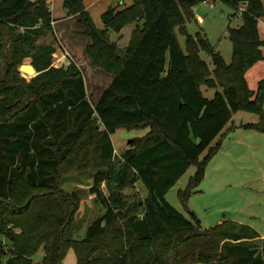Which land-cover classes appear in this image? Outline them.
<instances>
[{
	"label": "trees",
	"instance_id": "trees-1",
	"mask_svg": "<svg viewBox=\"0 0 264 264\" xmlns=\"http://www.w3.org/2000/svg\"><path fill=\"white\" fill-rule=\"evenodd\" d=\"M50 1L0 0V62L6 60L0 66V264H64L71 249L78 264H264V239L252 226L225 220L204 229L194 214L188 219L165 200L195 165L179 192L186 206L221 149L220 140L212 142L235 113H259L260 123L244 127L264 131V79L255 91L246 80L264 60L258 24L264 0H224L236 15L246 5L241 26L229 28L230 64L206 36L187 31L204 0H133L120 9L121 0L103 13L102 28L84 0H64L67 17L78 16L80 34L90 40L89 60L113 75L96 106L80 67L54 66L56 47L38 44L54 34ZM128 26L134 27L122 48L111 34ZM201 50L212 55L213 73ZM28 58L38 72L30 81L19 71ZM23 72L34 75L32 68ZM202 86L222 91L208 99ZM121 128L148 132L118 157L111 136ZM88 173L89 193L106 210L80 239L75 216L82 191L62 186L68 174ZM40 250L44 257L34 263Z\"/></svg>",
	"mask_w": 264,
	"mask_h": 264
},
{
	"label": "rangeland",
	"instance_id": "rangeland-1",
	"mask_svg": "<svg viewBox=\"0 0 264 264\" xmlns=\"http://www.w3.org/2000/svg\"><path fill=\"white\" fill-rule=\"evenodd\" d=\"M214 8L206 7L203 3L194 7L196 18L188 22L186 27L191 35L200 33L210 41L216 52L220 53L225 62L230 64L233 59V44L229 38V28H238L243 19L240 14H235L233 7L224 0H213ZM58 15V11L55 13ZM202 21H200V18ZM54 31V30H53ZM124 34L117 38L111 34L112 41H116L122 48L129 44L128 37ZM179 42L184 52H187L186 38L179 34ZM11 38L7 37L9 42ZM67 40L60 38L56 29L54 34L47 33L38 40V44H54L61 50L65 48ZM82 41V40H81ZM264 49V48H263ZM63 52H65L63 50ZM11 53L8 43L4 55ZM200 57L204 60L210 70L214 71L213 57L206 51H200ZM71 62L76 63L82 70L85 79L87 92L91 103L96 106L105 90L113 80V75L93 66L91 61L84 62L71 54ZM6 60H1L0 66L3 68ZM28 58L23 64H30ZM22 64V65H23ZM247 72L246 80L251 90L258 87L259 78H264V60ZM63 67V66H61ZM21 76L30 81L32 77L21 72ZM263 80V79H262ZM221 88L213 89L202 86V92L208 99L215 97ZM264 115V104H263ZM262 120L259 113L255 111H239L233 115L232 120L226 127L223 136L221 134L212 142L210 147H214L220 140L221 149L210 160L203 181L195 189L189 198L186 206L180 199L179 192L185 190L189 180L195 175L197 167L192 165L176 185L166 194L165 200L186 218H192V214L200 221L203 228H209L216 224L219 218H232L238 211L254 212L259 216H264V131L246 128V124H258ZM147 130H127L118 129L112 136L115 154L121 157L123 152L130 146V141L134 138L145 136ZM222 132V133H223ZM208 150L202 155L203 159ZM91 173L88 174H68L63 182V188L67 191H82L81 204L75 216V227L78 228L76 237H85L88 226L98 217L105 213V207L97 201L93 194L89 193L93 182ZM103 188L106 189L105 185ZM136 189L145 198L148 191L142 182H138ZM130 193L132 190L129 191ZM244 218V214L239 215ZM258 224L264 228V217ZM19 231V230H17ZM44 257V250H40L33 258L34 263H40ZM4 264V263H3ZM64 264H78L75 251L69 250Z\"/></svg>",
	"mask_w": 264,
	"mask_h": 264
},
{
	"label": "crops",
	"instance_id": "crops-1",
	"mask_svg": "<svg viewBox=\"0 0 264 264\" xmlns=\"http://www.w3.org/2000/svg\"><path fill=\"white\" fill-rule=\"evenodd\" d=\"M120 1L121 0H84V3H85L87 11L90 13V15L94 21V23L99 28H102L103 27V22H102L103 13L110 6L118 5V3ZM132 2H133V0H124L123 5L119 8L123 9V8L131 5ZM263 3H264V1H263ZM50 5H51L52 14H53L54 31L56 29V33L58 32L60 34V38L67 40L66 44H65V48L63 49L65 52H63V50H61V48H59V46L53 44L56 47L53 65L56 67H61V66L68 67L71 64V59H70L71 54L76 56L78 59H82L84 62L90 61L87 54H86V48L90 44V40H89V38L84 37L80 34L83 31V27L78 24V19H79L78 16L67 17L66 10L64 8V0H51ZM57 11H58V15L55 14ZM199 18H200V21H202V18L201 17H199ZM258 24H259L260 37L262 40H264V18L260 19ZM133 27L134 26H128V27L124 28L121 31V33H119V34L113 33V34L117 35V38L121 37V35H123V34H124V38H125L126 37L125 35H127V37H128L127 39L129 41ZM263 53H264V49H263ZM256 65L254 66L255 68L258 67ZM33 72L35 75V70H33ZM25 74H27V73H25ZM27 75L31 76L30 74H27ZM262 79H264V78H259V81H261ZM226 127H225V129H226ZM115 151H116V149H115ZM240 214H244L245 217L240 218L239 217ZM234 216L235 217H232L230 219L219 218L218 221L216 222V224L209 227V228H212L218 224H221L225 220H233V221H236L239 223L248 224V225L252 226L253 228H255L259 232V234L261 235V238L264 239V228H262L258 224V222L261 223V221H262L261 219H262V217H264L263 215L259 216L257 214H254L253 211L252 212L238 211V212H236V214ZM209 228H204V229H209Z\"/></svg>",
	"mask_w": 264,
	"mask_h": 264
},
{
	"label": "built area",
	"instance_id": "built-area-1",
	"mask_svg": "<svg viewBox=\"0 0 264 264\" xmlns=\"http://www.w3.org/2000/svg\"><path fill=\"white\" fill-rule=\"evenodd\" d=\"M206 7H210V8H214L215 7V3L213 2V0H204L202 2ZM246 11V5H242L240 7V14H242L243 12Z\"/></svg>",
	"mask_w": 264,
	"mask_h": 264
},
{
	"label": "water",
	"instance_id": "water-1",
	"mask_svg": "<svg viewBox=\"0 0 264 264\" xmlns=\"http://www.w3.org/2000/svg\"><path fill=\"white\" fill-rule=\"evenodd\" d=\"M25 68H32L33 70H35V75L33 77L38 75V72L36 71V69L33 67L32 64H23V65H21L20 68H19V71L22 72ZM131 142H132V140L130 141V143Z\"/></svg>",
	"mask_w": 264,
	"mask_h": 264
}]
</instances>
